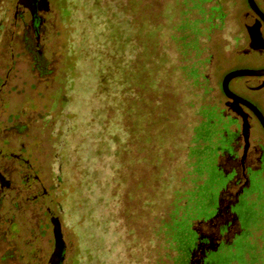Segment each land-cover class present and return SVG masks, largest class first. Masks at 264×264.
<instances>
[{"label":"rangeland","instance_id":"374dc122","mask_svg":"<svg viewBox=\"0 0 264 264\" xmlns=\"http://www.w3.org/2000/svg\"><path fill=\"white\" fill-rule=\"evenodd\" d=\"M259 1L264 8V0ZM48 2L40 58L36 50L29 55L14 43V8L0 0L5 27L0 31V149L22 156L29 163L21 167L24 173L40 179L33 192L18 195L15 205H0V264H49L59 223L66 243L61 264H176V239L163 222L179 224V233L192 237V222L216 212V198L226 183L216 168L220 143L213 139L206 140L208 146L199 145L207 178L189 174L195 162L192 138L203 122L199 112L225 107L221 85L226 70L250 59L264 63V57L238 55L251 47L247 0ZM97 7L122 35L119 41L107 32L88 47L104 69L100 122L93 105L96 67L77 65L71 58L74 36L84 27L81 21L95 26ZM213 7L221 8L213 24H198L212 15ZM200 30L206 33L199 38L203 85L194 86L177 70L181 56L173 35L191 42ZM37 60L46 73L37 68ZM232 86L246 94L244 80L238 78ZM260 93L255 101L264 112V91ZM254 135L262 136L258 128ZM195 178H202L201 195L183 211L175 210L176 196L193 190ZM14 179L21 192V176ZM44 188L49 195L43 203L24 206L27 197ZM47 208L50 214L44 213ZM243 214L258 223L264 202L248 204ZM262 235L260 243L252 239V244L264 264ZM230 255L237 258L236 252ZM227 256L221 252L211 259L218 263Z\"/></svg>","mask_w":264,"mask_h":264},{"label":"flooded vegetation","instance_id":"af4514ba","mask_svg":"<svg viewBox=\"0 0 264 264\" xmlns=\"http://www.w3.org/2000/svg\"><path fill=\"white\" fill-rule=\"evenodd\" d=\"M6 1L14 8L11 25L13 29L18 30L17 34L12 31L14 43L29 55L32 54V50H36L38 57L41 58L39 45L43 29L46 27L43 16L46 14L43 11L45 3L43 0ZM255 2L264 12L262 1L255 0ZM251 11L252 21L250 24L258 26L261 23L258 30H260L264 38V22L252 9ZM256 21L257 23H255ZM2 24L3 22L0 21L1 32L5 29ZM246 31L250 38L247 25ZM256 34L259 35V31ZM246 50L248 51L244 52ZM246 50H241L238 55L264 57V50L256 51L250 48ZM238 69L262 70L264 69V63L255 62V60L252 62V59L248 62L238 63L235 67L224 72L223 80L228 73ZM239 78L245 82L244 91L246 94L241 90L238 91L236 88L238 86H232L233 81L238 78L231 81L230 86L232 87L230 89L238 96L254 104L264 116V112L257 102V93L264 91V88H259L264 83V77ZM2 86L4 87V85ZM221 90L227 96L223 90V81ZM213 108L215 110L213 114L215 117L213 131L218 133L215 138L213 137V143H220L216 158V168L226 183L216 198V212L209 217L192 222V237L190 236L189 238L184 233V235H181V239H176L177 246L174 250L177 252V256L175 261L176 264H262L258 260L260 255L256 253L257 247L252 244V239H259L260 243L264 233V216L257 220L258 223L255 224L256 221L253 220V216L246 218L243 210H247L250 203L254 204V202H259L260 200L264 202V137H262L264 128L248 106L243 103H232L228 97L224 108L218 105H214ZM244 118L250 125L249 140L242 132ZM257 128L261 131L262 136L256 139L254 131ZM208 143V141L203 142L205 146H208ZM0 161V174L4 177L3 181L0 178V205L4 203L14 204L16 199H18V195L24 193V191L26 193L33 192L40 183L38 175H26L24 173V169L22 170L21 167L23 165L29 166V163L24 161L22 156L5 153L0 149ZM203 168L205 167L203 166ZM202 173L203 180H205L207 178L206 169H203ZM17 175L21 176L23 182L21 192L18 191L14 183V178ZM60 180L58 179V181ZM190 190L193 191L191 188ZM48 195L49 191L45 188L41 192L36 190V194L26 198L24 206L33 203H43L44 198ZM198 198L199 196H194L192 202H196ZM187 204L185 208L188 207ZM44 213H50L49 208ZM178 232L179 230L176 231V234ZM190 242L192 244L189 248L188 244ZM184 252H188L186 260L183 257L180 259ZM221 252H226L228 255L226 259L220 260L218 263L211 259L213 258L212 256ZM234 252L237 253V258L230 255L234 254Z\"/></svg>","mask_w":264,"mask_h":264},{"label":"trees","instance_id":"16d2710c","mask_svg":"<svg viewBox=\"0 0 264 264\" xmlns=\"http://www.w3.org/2000/svg\"><path fill=\"white\" fill-rule=\"evenodd\" d=\"M100 10L101 9L98 8L97 14L92 15V18L95 19V23H94L95 26L93 24L91 25L89 21H85V22L81 21L84 27L81 28L78 35L75 34L74 36L75 39L73 42L74 44L73 50L71 51L72 52L71 58L73 59V62L76 63L77 65L93 64L94 67H96L94 69V72H95L97 84L95 86L94 93H93V102H94L93 105L96 108V111H98L96 115L97 116L96 119L98 118V120H96V122L101 121V118L104 117V112H105L104 105L102 106L101 101H100V104L97 105L99 103V95H101L102 93L101 86L103 83H105V82L102 83V79L104 77V69L101 66V60L97 56H93L92 53H90L89 55L88 52H90V49H88V47L90 45V42H92V40H96L99 36L104 35L105 33L107 34V32H111L112 38L116 40L121 41V38H122L121 33L117 32L118 27L114 25L113 21H105L104 19L101 18ZM220 10L221 8L219 7H213L212 15L207 20L199 21L197 23L198 24H201V23L213 24L214 19L216 17L215 12H218ZM198 24H196L195 26H197ZM101 25H105V26L102 27ZM185 25H186L185 22H182V24L179 25L178 30L182 31ZM207 32H209V30ZM205 34L206 33L200 30V33L197 35V37L194 36L191 42H187V36H183V35L178 36L177 33L173 35V41H175L176 43V46L178 49V55L181 56V60H180L181 65L180 67L177 68V70L180 72L181 76H183L184 79H186L187 81L193 82L194 86L203 85V83L201 82L202 74H200L199 67L201 64H204L205 61L202 60L200 62V58H201V55L204 53V50L201 48L202 43L200 42L199 38L203 37ZM36 62L37 63H35V65H37V68H39V70H41L42 73H46L45 67L42 65V62L40 63L39 60H37ZM214 112L215 110L212 107H204L199 112V115H201V117L203 118V122L200 127L195 129L194 137L192 138L191 156L192 158L195 159V162L193 163L194 170L189 174H196V175L202 174L204 168L202 166V159H201L202 155H200L202 153H200L199 145L202 147L203 142H206V140L208 139L212 140L213 137L215 138L218 135L217 132L213 131V127H214L213 123H214V118H215L213 115ZM201 180L202 178L193 179L191 183L194 187L193 191L191 190L187 191L186 193H184V196L182 198L176 196V199L173 201L175 210L182 211V208H185L186 207L185 205L190 200L192 201V198L194 196L201 195V192L203 191V187L201 186V184H199ZM59 183H60L59 187L64 186L63 190H65V184H63L62 179L59 181ZM58 205H59V208L61 209L62 204L58 203ZM175 210L173 214L177 216V214H175ZM163 226L167 229L168 234L173 233L174 239H179V238L181 239L182 237L181 235L183 233L178 232L176 234V231L180 230L179 228H181L179 224H176L173 226V225H170V223L167 224L163 222ZM170 229H171V232H169ZM161 231H163V229H161Z\"/></svg>","mask_w":264,"mask_h":264},{"label":"water","instance_id":"95a60500","mask_svg":"<svg viewBox=\"0 0 264 264\" xmlns=\"http://www.w3.org/2000/svg\"><path fill=\"white\" fill-rule=\"evenodd\" d=\"M45 3L44 12H47L49 9V2L48 0H43ZM248 5H250L251 9L261 18V20L264 22V12L260 9V7L256 4L255 0H247ZM257 23V21L255 22ZM259 23V22H258ZM260 25H251L250 23H247V28L250 34L251 38V47L250 49H254L256 51H262L264 50V38L260 33ZM256 31V32H255ZM257 31H259V35H257ZM43 42V38L41 37L40 44ZM248 50L244 51L247 52ZM239 77H264V69L262 70H253V69H238L231 71L228 73L223 80V90L227 97L231 100L232 103H243L244 105L248 106L252 112L257 116V118L260 120L263 128H264V116L261 113V111L251 102L248 100H245L244 98L238 96L230 89V83L233 79L239 78ZM264 88V83L259 87ZM242 132L244 136H246L247 140L250 139V125L249 122L244 118ZM1 181L4 180V177L2 174H0ZM55 250L49 260V264H61V262L64 260L65 256V250H66V243L64 241L63 233H62V226L59 223L55 229Z\"/></svg>","mask_w":264,"mask_h":264}]
</instances>
